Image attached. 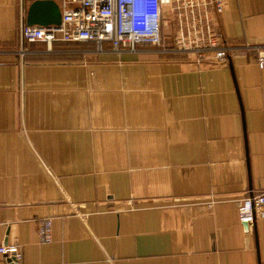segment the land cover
Segmentation results:
<instances>
[{"label": "crops", "instance_id": "1", "mask_svg": "<svg viewBox=\"0 0 264 264\" xmlns=\"http://www.w3.org/2000/svg\"><path fill=\"white\" fill-rule=\"evenodd\" d=\"M33 1L0 0V245L18 264H264V217L236 206L264 189V0H195L221 64L170 51L177 0L170 46L121 53L22 42Z\"/></svg>", "mask_w": 264, "mask_h": 264}, {"label": "built area", "instance_id": "2", "mask_svg": "<svg viewBox=\"0 0 264 264\" xmlns=\"http://www.w3.org/2000/svg\"><path fill=\"white\" fill-rule=\"evenodd\" d=\"M227 1L212 0L214 13H221ZM164 4V0H63L60 24L27 25L21 21L20 36L24 43L44 42L49 48L55 41H63L91 42L97 51L116 53L135 52L140 47L166 49L162 34ZM173 9L178 31L170 51L193 53L197 64H202L211 52L214 64L225 63L227 49L208 17L196 14L195 0H177ZM257 64L264 67V54L259 53ZM236 206L238 221L248 226L253 224L257 218L264 217V189L238 199ZM36 222L39 241L49 243L52 219ZM0 256L18 263L22 257L20 244H1Z\"/></svg>", "mask_w": 264, "mask_h": 264}, {"label": "water", "instance_id": "3", "mask_svg": "<svg viewBox=\"0 0 264 264\" xmlns=\"http://www.w3.org/2000/svg\"><path fill=\"white\" fill-rule=\"evenodd\" d=\"M168 0H164L167 2ZM61 22V9L58 4L53 0H34L27 9L26 24L27 25H50V24H60ZM166 45H171V40L166 38ZM264 54V53H262ZM248 227L247 223L243 224ZM8 264H18L12 263V259L6 258Z\"/></svg>", "mask_w": 264, "mask_h": 264}]
</instances>
